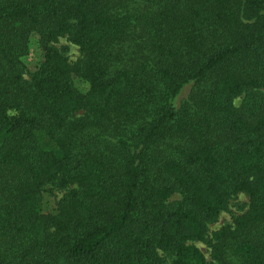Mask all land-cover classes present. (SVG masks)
Masks as SVG:
<instances>
[{"label":"trees","instance_id":"trees-1","mask_svg":"<svg viewBox=\"0 0 264 264\" xmlns=\"http://www.w3.org/2000/svg\"><path fill=\"white\" fill-rule=\"evenodd\" d=\"M148 2L0 0V264H264V0Z\"/></svg>","mask_w":264,"mask_h":264},{"label":"rangeland","instance_id":"rangeland-1","mask_svg":"<svg viewBox=\"0 0 264 264\" xmlns=\"http://www.w3.org/2000/svg\"><path fill=\"white\" fill-rule=\"evenodd\" d=\"M134 5L139 8H148L149 2L148 0H130ZM152 6V4H151ZM52 45L67 59V61L72 65L80 58L79 51L77 47L68 40L67 36L59 37ZM42 51L37 43V37L35 34H30L28 38V49L27 53L24 54L20 59L23 64V68L21 69V76L24 80H28L29 72L38 64L41 60ZM74 86L80 90H85L86 86L82 83L78 78H72ZM191 85H186L182 88L176 97L173 100V104L177 106L183 99L186 98L189 93ZM256 94L262 95L264 90H256ZM242 94L233 99V105L238 106L241 102ZM82 112H77L74 114L75 117H82ZM84 132H91L90 128H86V130H82ZM81 133L79 132L76 136V143L74 147V152H78L81 149L82 137H80ZM66 189L58 188L55 185L48 184L45 186V191L42 194V210L44 212H50L54 209L56 202L62 197ZM179 196L177 193L173 194L170 197V200L178 199ZM247 206V197L243 193H236L229 197L226 209L224 211L219 212L216 221L211 222L207 225L206 236L207 238L211 237L212 233L215 232L221 225L231 223L232 218L236 215L242 213ZM192 245L200 250L203 254L205 260L208 262L209 260V248L206 246L204 242L201 241H192Z\"/></svg>","mask_w":264,"mask_h":264}]
</instances>
